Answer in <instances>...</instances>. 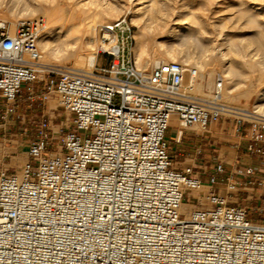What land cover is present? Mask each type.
<instances>
[{
	"label": "built area",
	"instance_id": "1",
	"mask_svg": "<svg viewBox=\"0 0 264 264\" xmlns=\"http://www.w3.org/2000/svg\"><path fill=\"white\" fill-rule=\"evenodd\" d=\"M42 28L0 22V140L22 83L55 97L67 132L50 150L41 118L24 164L4 168L0 158V264H264V114L225 104L219 73L208 95L195 92L194 67L159 63L144 75L120 22L99 27L90 68L43 63ZM171 117L175 144L186 127L231 123L232 162L223 153L211 166H176Z\"/></svg>",
	"mask_w": 264,
	"mask_h": 264
},
{
	"label": "rangeland",
	"instance_id": "2",
	"mask_svg": "<svg viewBox=\"0 0 264 264\" xmlns=\"http://www.w3.org/2000/svg\"><path fill=\"white\" fill-rule=\"evenodd\" d=\"M46 1H57V4H55V6L52 8L53 14L51 16L44 15L42 14V12H39L40 14L36 13L27 15V13L25 14V11L19 9H17V11L13 13L8 2H3L2 4H0L1 14L15 17L21 22L34 21L35 19L41 21L43 28L39 37V41L41 42L39 44V50L42 55H44L43 44L44 42H48L54 48H56L57 46H63L65 49L71 51L78 46L81 47L84 51H89L88 53H93V55L96 56L99 45H102L98 38V30L97 32H94L93 35H91L88 32H84L81 28L76 27L75 25H77L79 21V16L83 17L86 13L97 12V15H100V19H102V21L100 23L98 22L96 25H112L120 22L121 25L129 29L128 34L130 38L128 40L129 44L127 46V52L129 53L135 65L136 61L140 60V57L146 55V53L150 52L153 48L157 50H164L169 47L176 46V44L180 41L173 37L176 36V34L182 35L183 41H181V43L185 42L187 44L185 46V49L190 51L192 57L194 56V60L196 58V61L201 62L202 58H205L207 56L206 59L210 60V64L212 63V65H210L212 66V75L209 77V75L204 72V76L202 78V90L201 92L195 91L199 95H208L211 93L214 87L216 74L218 73H221V75L225 79L224 86H226L227 90H230L232 88L234 94L241 92L244 89L243 87L245 84V80H243L242 78L230 79L229 76L226 75L227 73H225L224 70L228 66V68L236 67L237 62L241 61L242 59H244V61L250 62L251 60H260L261 54H264V36L259 37L260 35L257 34V32L260 30L264 32V0ZM163 2H166L168 6L165 3V7L163 5ZM108 6L115 10L111 12L112 14L110 13L111 16H109V12L107 11L111 9L110 7V9H107ZM67 7L71 8V16L69 15L71 13L69 11H67L66 16L65 9ZM105 8L107 13L106 11H104ZM12 13L14 14V16ZM161 17H167L168 22L167 25L162 27L159 25V23H161ZM172 22L175 24H173ZM5 23H7L10 27V23ZM137 24L146 25V27H144L141 31L144 36L143 37L141 35L144 41L141 39L143 42L140 44L141 55H138L137 57V59L139 60H136V58H134L135 56L132 50L135 45L134 32L138 31ZM200 24L204 26V29ZM258 26H260V28ZM196 29L199 30L202 34H200V32H196ZM11 30H13V28H11ZM170 32H173L171 33L172 35H169ZM195 32L197 34H195ZM125 35H127V33ZM150 36H152V38H150ZM224 41H228L229 44H234V42H237V44L239 43L240 45H242L243 48L241 46L242 49H240L241 55L244 58L241 59L240 56H237L238 54L230 52L232 51V49L229 48L231 44L227 46L222 45L220 47L219 44L221 45ZM65 42H67V45L64 44ZM90 45L93 48L90 47ZM206 47L210 50H208V52L204 54L203 50ZM219 48L223 49L219 50L218 53L217 49ZM141 49H144L142 50V52L144 51L143 53L141 52ZM217 53L221 54L222 56H217ZM200 54L203 57H199ZM99 57L100 55L98 53L95 62H99ZM171 59L172 58L170 57L167 58L168 62L173 61ZM181 59L183 58H181L180 54L176 57V61L174 60V62H179ZM42 61H45L43 57ZM191 61H193V59ZM58 63H61L59 65H73V62L70 60V58L69 60ZM191 63L194 62H190L188 64L189 67H193ZM136 67L138 68L139 66L136 65ZM152 67L153 66L147 67L145 70L148 71ZM254 68L241 67V70L242 72H244L245 70L247 71H245L246 73L244 72L245 75H250L251 72H253L256 75L258 73L257 77L259 79L262 76L263 78H261L259 81L261 84L258 82V89L260 86H262L263 88L264 67H261V65L257 64ZM139 70L142 71L141 68ZM259 72L261 73L260 76ZM208 80H210L212 85L210 89L207 88ZM33 87L34 92L31 94L29 93L27 84L22 83L20 93L15 102L16 111L10 117L9 121L8 143L3 145L2 141L0 140V158L4 155L8 156V158L5 157L3 160L4 165L2 167L4 168L20 166L22 164L25 159L26 145L28 141H30V139L35 136L36 123L39 119L44 118L50 121V127L52 128L50 134V136L52 137L50 150H54L56 148V146L60 143L63 135L67 132L68 119L63 113L62 109L57 106L55 97L52 94H47L45 91H43L40 85L33 84ZM258 92L259 91H256L251 94L248 97V100L245 97H240V100L238 99L235 102H230L225 99H223V102L235 107L246 106L248 109H253L256 105V95L258 94ZM42 94H44L45 96H43ZM173 124L180 125L179 122L176 121V119L175 122L173 121ZM218 124L212 122L209 126H207L206 130H208L209 133L203 132L201 128L193 126L198 135H195V133L190 135L188 134L186 135V140H182V143L178 144V146L171 145L170 147L173 148L170 149V154L172 156H176L173 158L176 166L183 167L186 163H189L190 155H194L196 149L198 148H201V154L196 156L197 165L206 162L207 166H211L214 163L212 157L214 158L219 154L220 156H222L223 153H225L226 155L225 157H223V160H225L227 163H231L234 158L235 152L231 148L230 142L228 141H236V139L231 134V123H226L222 129H220V125ZM224 128H226V131H223ZM201 135L207 136V139L204 141L198 140V136L200 137ZM189 136H194L193 142H191L190 144L187 142V140L190 138ZM14 147L17 148L14 149ZM13 152H16L17 156L11 158V156H14L12 155ZM205 157L206 159L208 157V160H204L203 158ZM198 161H200V163ZM191 204H193L194 209L199 207V204L195 201Z\"/></svg>",
	"mask_w": 264,
	"mask_h": 264
},
{
	"label": "bare ground",
	"instance_id": "3",
	"mask_svg": "<svg viewBox=\"0 0 264 264\" xmlns=\"http://www.w3.org/2000/svg\"><path fill=\"white\" fill-rule=\"evenodd\" d=\"M3 2H8L9 5H10V8L12 10V12L14 13L15 11H17V9L19 10H23L25 11V14L27 13V15L29 14H36V13H39V12H42V14L44 15H47V16H51L53 13H52V8L55 6V4H57V1H46V0H16V1H0V4H2ZM96 2V1H95ZM94 2V3H95ZM99 3V2H98ZM97 3V4H98ZM166 3V2H165ZM165 3L163 2V5L165 6ZM63 4V3H62ZM161 4V3H160ZM64 5V4H63ZM166 5L168 6V4L166 3ZM65 6V5H64ZM98 6V5H97ZM110 6L107 7V9H110L109 8ZM166 7V6H165ZM70 7H67L65 9L66 11V16H67V11L71 12L70 11ZM96 10V9H95ZM94 10V11H95ZM99 10V9H98ZM101 11V10H100ZM103 11V9H102ZM104 11H106V8L104 9ZM109 12V16H111V12L115 11L113 8H111L110 10H107ZM106 11V13H107ZM12 13V14H13ZM105 13V12H104ZM105 13V14H106ZM111 13V14H110ZM11 14V15H12ZM40 14V13H39ZM72 12L69 14L71 16ZM24 15V14H23ZM14 16V14H13ZM22 18V17H21ZM75 18V17H74ZM32 20V19H31ZM36 20V19H35ZM161 23H159V25L162 27V26H165L168 24L167 22V17H161L160 19ZM174 20V19H173ZM102 21V19H100V15L98 14L97 15V12H91V13H86L85 16L81 17L79 16V21L77 23V25H75L76 27H79L81 28L84 32H88L89 34L93 35L94 32H97V30L99 31V27H101L102 25H96L98 22L100 23ZM0 22H8L10 23V29L11 28H15V26L17 25V23L21 22L19 19H16L15 17H12V16H9V15H4V14H1L0 13ZM136 23V22H135ZM139 23V22H138ZM173 23V22H172ZM255 23V22H254ZM175 24V23H173ZM202 24V23H201ZM200 24V25H201ZM138 25V24H137ZM199 25V26H200ZM204 29V26L201 25ZM200 26V27H201ZM98 27V29H97ZM146 27V25H138V31H135L134 32V38H135V45L133 47V53H134V58H136V60H139L137 59L138 55L140 56V48H141V43L144 41L142 39V36H143V33L141 32L143 30V28ZM260 28V26H258ZM156 30V29H155ZM260 30V29H259ZM53 31V30H52ZM145 31V30H144ZM157 32V31H156ZM196 32H200L199 30L196 29ZM195 32V34H197ZM57 33V32H56ZM142 33V34H141ZM171 33L173 32H170L169 35H172ZM97 34V33H96ZM200 34H202L200 32ZM258 35H260L259 37H263L264 36V32L263 31H258L257 32ZM142 35V36H141ZM151 35V34H150ZM257 35V36H258ZM153 36V35H152ZM152 36H150V38H152ZM190 36V35H189ZM40 37V36H39ZM144 37V36H143ZM173 37V36H172ZM173 38L177 39L178 42L176 44V46H173V47H169L167 49H164V50H157V49H151L150 52H147L146 55H143L142 57H140V60L139 61H136V65H138L141 69H142V73L145 75L149 72L146 71L145 69L147 67H150V66H155L159 63H166L168 62L167 58H172L171 60H175L176 61V57L178 55L181 54V59L178 63L188 67L189 63L190 62H194V63H191L193 65V67L197 70V72L199 73V80L196 82L195 84V91L196 92H201L202 90V78H203V74L204 72L207 73V75H209V77L212 75V63L210 64V60L209 59H206L205 58H202L201 62H198L196 61V58L194 60V56L192 57V54L190 53L189 50L185 49L186 47V43H181V41H183L182 39V35H177L174 36ZM76 39V38H75ZM143 41H142V40ZM260 39V38H258ZM153 41V40H151ZM225 42V41H224ZM223 42V43H224ZM232 42V41H231ZM41 42L38 40V47H39V44ZM67 42H65L64 44H66ZM219 44V46L221 47L222 45L224 46H227V45H230L227 42H225L224 44ZM227 43V44H226ZM90 44V43H89ZM155 44V43H154ZM239 44V43H238ZM237 42H234V44L232 43L230 45L229 48L232 49V51L230 52H233L235 54H238L237 56H240V58H244L242 55H241V49L243 48L242 45H238ZM43 48H44V55H42L41 53V56L44 58L45 61H43V63L45 64H51V65H57L58 62H62V61H65V60H70L73 62V65L76 66V67H81V68H90L91 65L95 62L96 60V56L93 55V53H88L87 51H84L81 47H75L72 51L71 50H67L65 49L63 46H60V47H52L50 45V43L48 42H44L43 44ZM67 45V44H66ZM70 45V44H69ZM92 45V43H91ZM90 45V47H92ZM140 45V46H139ZM262 45V44H261ZM110 46L112 47H115V42L113 41ZM204 46V45H203ZM242 46V48H241ZM105 46H102L101 48H104ZM143 47H146V46H143ZM93 48V47H92ZM96 48V47H95ZM100 48V47H99ZM241 48V49H240ZM204 49V48H203ZM223 48H219L217 49L218 53H219V50H222ZM230 49V50H231ZM142 50L144 49H141V52ZM208 50H210L209 48L207 49V47L203 50L204 51V54L208 52ZM95 51V50H94ZM87 52V53H86ZM144 52V51H143ZM142 52V53H143ZM96 53V52H95ZM217 53V56L218 55H221V54H218ZM203 54V55H204ZM215 56H216V53H215ZM222 56V55H221ZM197 57V56H196ZM199 57H203L201 54ZM193 59V61H191ZM198 59V58H197ZM200 59V58H199ZM240 59V60H241ZM171 61V62H173ZM236 61V60H235ZM238 61V60H237ZM54 62V63H52ZM212 62V61H211ZM61 64V63H58V65ZM261 65V67H264V54H261V57H260V60H256V61H244V59H242L241 61L237 62L236 64V67L234 68H228L226 67V69L224 70L225 73H227L226 75L229 76L230 79H233V78H242L243 80H245V84H244V89L237 93V94H234L233 93V89L231 90H227L226 86H224V78L223 76L220 74L221 78H222V81H221V89H220V93H221V96H222V99H225L227 101H230V102H235L236 100H238L240 97H245L247 98L248 100V97L253 94L254 92L256 91H259L258 94L256 95V105L253 109H255V111L259 112V113H262L264 114V86L262 88V86L259 87L258 89V82L260 81L261 78H263L261 76V78L259 79L257 77V75L253 72H251L250 75H245L244 72H242L241 70V67L244 68V67H256V65ZM63 65V64H62ZM138 67V68H139ZM139 68V69H140ZM259 68V67H258ZM150 69V68H149ZM255 69V68H254ZM258 70V69H257ZM260 71V69H259ZM224 73V74H225ZM253 73V74H252ZM260 72H259V76H260ZM201 78V79H200ZM228 78V77H227ZM228 80V79H227ZM233 81V80H232ZM244 82V81H243ZM242 82V84H243ZM262 82V81H261ZM260 83V82H259ZM261 84V83H260ZM212 85H211V82L210 80L207 81V88H211ZM230 88V87H229ZM210 91V90H209ZM206 95V94H205ZM240 100V99H239ZM246 100V101H247ZM238 103V102H236ZM228 106H231V105H228ZM231 107H235V106H231ZM235 108H238V109H241V110H246L247 107L244 106V107H238L236 106ZM172 121H175V118L174 117H171L170 118V121H169V125L171 124ZM177 123V122H176ZM193 127V126H192ZM195 127H198V126H195ZM194 128V127H193ZM200 128V127H199ZM1 145V144H0ZM14 158V157H13ZM26 162V157L24 159V161L22 162V164H24ZM20 163V162H19ZM15 164V163H14ZM203 188L200 186L199 188L197 189H194L192 191V195L194 196H197L198 193L200 191H202ZM202 202L204 201L203 199H200ZM194 209V206L192 204H186V203H182L181 205V208H180V211L182 213H184L185 215H188L192 210Z\"/></svg>",
	"mask_w": 264,
	"mask_h": 264
},
{
	"label": "crops",
	"instance_id": "4",
	"mask_svg": "<svg viewBox=\"0 0 264 264\" xmlns=\"http://www.w3.org/2000/svg\"><path fill=\"white\" fill-rule=\"evenodd\" d=\"M177 121V120H176ZM175 122V121H174ZM179 126L178 125H176V124H173V121L171 122V124H170V126L166 129V131H165V140L168 142V144H169V152H170V149H172L173 147H170L171 145H175V146H178V144H175L174 143V136H175V133H176V130H177V128H178ZM195 133V135L197 134L198 135V133L196 132V130L193 128V127H186V128H184V130H183V134H182V138H181V142L179 143V144H181L182 143V140H186L185 138H186V135H190V134H194ZM190 137V136H189ZM194 136H192V137H190L188 140H187V142L190 144L191 142H193V138ZM207 139V136H204V135H201L200 137L198 136V140H206ZM210 141V140H209ZM228 142H230V146H231V148L234 150V152L236 153V148H235V146H233L232 145V143L233 142H231V141H228ZM175 150V149H174ZM225 154V153H224ZM172 156V155H171ZM226 156V155H225ZM173 158L174 157H176V156H172ZM190 159V161L191 160H193V163H194V165H197L196 164V162H197V157L196 156H194V155H190V157H189ZM184 159H186V158H184ZM201 161V160H200ZM200 161H198L199 163H200ZM225 161V160H224ZM187 204V203H186Z\"/></svg>",
	"mask_w": 264,
	"mask_h": 264
}]
</instances>
